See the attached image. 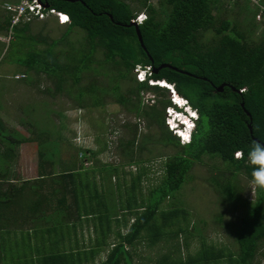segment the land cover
<instances>
[{"label": "trees", "instance_id": "trees-1", "mask_svg": "<svg viewBox=\"0 0 264 264\" xmlns=\"http://www.w3.org/2000/svg\"><path fill=\"white\" fill-rule=\"evenodd\" d=\"M48 1L69 12L72 21L66 23L64 34L51 39L28 33L31 22L15 28L20 43L34 41L44 44H31L26 49L23 60L28 67L37 74L54 77L57 89L66 88L74 96V86H81V95L85 93L82 87H93V90L100 89L102 96L103 92H113L115 100L123 104L134 100L132 110L141 115L149 114L158 121L163 128L159 139L173 143L177 148L166 155L160 181L150 185L146 195L141 193L139 196L138 189L148 171L144 165H140L135 172H129L130 182L126 179V169H120L119 165L111 162L100 164L98 176L94 177L95 170L85 167L78 149L69 144L65 148L66 155L61 152L63 146L60 150L58 141L65 136L60 129L54 136H48L54 137L53 146L44 143L36 134L31 137L25 134L17 136L14 132L3 135L5 137L1 135L0 144L4 146L0 152V264H31L37 260L38 264H58L68 260L73 252L54 248L60 237L66 234L63 223L58 224L66 216L78 222L83 220V213H98L100 222L95 224V230L100 231L103 238H97V242L104 244L114 219L110 212L118 210L123 212L116 217L120 223L128 224L127 210L135 217L128 232L109 252L106 260H111L112 264L133 260L132 251L126 247L128 243L135 245L147 241L153 245L161 240L172 242V245L157 256L160 263L234 260L233 264H254L260 242L264 240V192L257 190L254 200L245 198L239 177L244 175L252 179V168L247 163L249 147L254 141L264 144V13L261 37L256 40L252 38L253 29L250 26H246L249 28L248 34L231 18H218L214 9L221 7L222 0H166L168 3L163 16H157L156 5L145 0L147 17L139 22L143 45L136 25L130 24L136 15V8L126 0ZM258 5L260 10L264 0ZM248 7L251 12L258 11V7ZM218 19L219 24L216 22ZM3 21L0 27L7 30L9 15L6 14ZM250 24L255 27L253 18ZM75 25L86 30L85 39L88 38V41L72 49L66 55L67 59L63 60L56 46ZM208 30L213 31L214 35L211 41L204 42L201 35ZM99 47H103L105 61L118 66L117 73L110 74L108 86H91L93 83L81 85L82 73L93 67V56ZM163 61H171L178 67L169 64L159 66ZM138 63L159 66L158 70H152L153 76L174 82L177 91L186 95L197 109L199 117L191 143L182 145L166 122L165 106L172 102L170 94L167 95L168 86L132 76L135 85L128 92L120 89V79L132 75ZM222 82L226 84L220 91L216 86ZM142 88H152L158 95H163L159 97L164 103L163 108L145 107L140 94ZM76 97L79 102L86 98ZM94 101L101 103L102 100L98 95ZM246 108L251 112L252 119ZM1 123L4 128L9 127L3 120ZM183 133L187 134L185 131ZM33 138L38 140V174L17 184L15 179L20 177V173L14 166L17 164L19 146ZM135 143L136 137L128 144ZM127 148L130 161L139 162V157L134 158L133 147L127 145ZM83 150L84 155L87 152L93 155L97 153L91 147ZM238 150L242 151L239 158L235 155ZM57 154L60 168L56 170ZM205 155L219 157L224 164L218 166V172L212 174L210 180L221 193V200L238 212L237 221H233L234 227H230L234 229L238 250L226 248L224 243L220 246L213 239L209 241L199 229V246L183 258L172 252L181 246L179 234L192 231L183 223L190 213L186 207L176 205V192L191 177L194 162L202 161ZM123 173L125 178L121 181L119 178ZM167 198L176 203L162 205ZM216 217L221 219V213ZM100 225L101 229L98 230ZM195 228L199 227L196 225ZM26 230L29 233L28 242ZM118 233L121 235L120 231ZM49 237L51 239L48 241ZM12 239L14 243L9 244ZM184 243L186 246L191 244L189 236H184Z\"/></svg>", "mask_w": 264, "mask_h": 264}, {"label": "rangeland", "instance_id": "rangeland-1", "mask_svg": "<svg viewBox=\"0 0 264 264\" xmlns=\"http://www.w3.org/2000/svg\"><path fill=\"white\" fill-rule=\"evenodd\" d=\"M126 1L136 8V15L141 12L142 16L145 17L147 15L148 9L145 6V0ZM260 1L222 0L221 7L215 8L214 12L218 15L219 19L228 17L233 22L236 21L241 29H246L248 34L250 33L248 29L252 28V38L258 40L261 37L262 30V21L259 18L262 12L259 10L258 5ZM4 2L5 0H0V24L4 22L3 20L6 16ZM148 2L156 5L157 16L165 14L164 9H166L168 3L166 0H148ZM248 5L252 9L258 7V11L252 10L251 12ZM252 18L255 22V27L250 24ZM216 22L219 24L220 20ZM66 28L67 24H61L53 18H48L47 20L32 21L30 29L27 32L38 37L45 36L51 39L53 37H60L64 34ZM7 34L6 29L0 27V37ZM13 35L14 37L9 43L0 38V123L3 120L10 129L15 130L12 131L8 129L9 127L4 128L1 123L0 136L5 137L8 135L7 133L13 132L17 136L25 134L31 137L36 134V136L39 135L44 143H51L50 145L53 146L54 137L50 138L48 136H54L57 130L60 129L66 138L58 141L60 150L61 146H63L61 152L66 155L65 148L69 147V144L78 149L79 157L82 158L81 160H83L85 167L91 169V171L95 170L94 177L98 176L100 164L106 162L117 164L120 166V169H126V179L128 181L131 178L130 171L135 172L140 165L146 166L148 170L147 175L144 177L140 189H138L139 196H141V193L146 195L150 185L158 183L162 178L166 155L177 148L173 143H165L159 139L163 130L160 123L149 114L141 115L132 110V101L134 100L126 104L116 101L113 92H103L102 96L100 89L97 91L93 90V87L92 89L82 87L85 93L81 95V86L77 85L78 87L74 86V96L66 88L57 89L54 77H50L44 73H35L23 60L26 57V49L31 44L37 46L44 44L34 41L20 43L17 37V29L14 30ZM213 35V31L208 30L201 35V39L204 42H209ZM85 36L86 30L81 26L75 25L72 27L67 37L56 46V49L60 51L61 58L66 60V55L72 49L75 50L81 43L87 42L88 38L85 39ZM102 48L99 47L93 56V67L84 70L82 73L81 85L87 86L93 83L91 86H97V84L108 86L111 82L110 74L112 72L117 73L118 66H115L112 62L105 61V53ZM135 73L136 71L133 70L132 75L130 74L128 77L120 79V89L122 91L128 92L129 88L135 85L134 79L131 78L132 76L136 77ZM140 94L145 107L149 109L154 106L163 108L164 103L162 100H159V97L163 95H158L154 89L142 88ZM169 94H171L170 89L167 92V95ZM98 95L102 101L101 103H94V98ZM76 96L86 98L83 102H79ZM176 113L178 114L180 111ZM169 119L172 122H177L171 116ZM18 124L20 126H17ZM134 137L137 138V143L134 145L128 144ZM32 140L36 141L35 145H32L33 149L29 143L30 141L24 142L19 146L17 161H19L18 167H22L23 172L22 174L20 173L19 180L16 182L17 184H21L24 179L35 177L38 174V140L34 138ZM127 145H129V148L133 147L135 150L134 158L137 159L139 157V162L130 161L129 155L126 152L128 149ZM3 146L0 144V152ZM86 147L94 148L97 150V153L93 155L87 152L84 155L83 148ZM52 149L54 148L52 147ZM59 159V154H57L55 160L56 170L60 168ZM14 160L16 159L14 158ZM218 166H224L221 158H212L210 155H205L202 161L194 162L190 170L191 177L176 192V205L186 207L190 213L186 219H183V223L188 225V230L192 232L183 231L179 234L181 246L179 249L178 247H174L175 249L172 254H178V256L184 258L189 252H194L201 242L199 229H201L202 235L206 234V238H209V241L213 239L220 246L224 243L226 248L233 251L238 250V242L233 232L234 229H230V227H234V222L237 221L236 216L238 212L233 211L232 205H229L225 200H221V193L210 180V176L218 172ZM124 178L123 173L119 179L123 181ZM251 180L244 175H240L239 177L243 196L254 200L257 191H255L254 195L252 194ZM169 199H165L162 205L167 206V204L176 203L172 200H170V203ZM220 213L221 219L216 217ZM52 219L53 221L55 220L54 218ZM29 222L31 223V221ZM61 222L64 228H66L65 220L58 222V224H61ZM30 223L28 224L30 225ZM196 225L199 227L198 229L195 228ZM31 233L35 235L33 231ZM25 234L28 242L29 233H27V230ZM39 235L44 236L43 234ZM184 236H189L191 243L189 246L185 245ZM12 243H14V239L9 244ZM171 245L172 242L161 240V242L159 241L151 248H146L147 251L144 252V255L146 259L148 256H151L149 258L154 260ZM134 260H138V264L141 262L139 260L142 259L137 255ZM254 260L264 262V240L260 242V247Z\"/></svg>", "mask_w": 264, "mask_h": 264}, {"label": "crops", "instance_id": "crops-1", "mask_svg": "<svg viewBox=\"0 0 264 264\" xmlns=\"http://www.w3.org/2000/svg\"><path fill=\"white\" fill-rule=\"evenodd\" d=\"M6 10V9H5ZM7 15L8 11H5ZM17 126H20L19 124ZM22 126V125H21ZM29 142V141H28ZM32 149L35 145L36 141L32 140L29 142ZM20 160V159H19ZM19 161H17V164L14 166L15 169L18 170V173L22 174V167H18ZM16 182H18L19 179H15ZM127 210V209H126ZM127 216L129 217V222L127 225L120 223L116 220V217L123 214L121 210L118 211H112L111 216H113L114 219H112L111 222V229L107 232L108 236L106 237V243L99 244L97 241V238H103V235L100 233V231L95 230V224H99L100 218L98 217V213H83L81 217H83V220L81 221H73L69 217H65L66 221V234L64 237H60V241L54 245L55 249H61L68 253L73 252L74 254L70 255V258L67 260L65 259L63 262H60L58 264H112L111 260H106L108 258L109 252L113 249L115 246V243L118 242V240L121 238V236H125V234L128 232L130 223L133 221V218L135 217L134 214H131L128 210ZM132 219V220H131ZM75 222V223H74ZM105 227V226H104ZM101 229V225L98 227V230ZM121 232V235L118 232ZM100 234V235H99ZM122 236V237H123ZM67 237V239H66ZM54 238V237H53ZM48 241L51 239L50 237L47 238ZM158 243V242H157ZM154 245V244H153ZM153 245H149L147 241H141L136 243L135 245H131L128 243L126 247L131 250L133 260H121L119 264H137L138 260H134L135 256H140L142 260L138 264H165L160 263L161 261H158L160 259H157V257L154 260H151V256H148L146 259L144 252H146V248H151ZM148 253V252H147ZM142 254V255H141ZM145 258H144V257ZM75 258V260H73ZM234 260H214L209 262H194V260L187 261V264H233ZM113 262V260H112ZM39 261H32V264H38ZM254 264H264V262H261L259 260H254Z\"/></svg>", "mask_w": 264, "mask_h": 264}, {"label": "clouds", "instance_id": "clouds-1", "mask_svg": "<svg viewBox=\"0 0 264 264\" xmlns=\"http://www.w3.org/2000/svg\"><path fill=\"white\" fill-rule=\"evenodd\" d=\"M146 17L147 15L144 17V19ZM153 70H154V66H153ZM152 73L153 71L152 72L147 71V75L143 79H147L148 82L152 84L158 83L164 86H168L169 89L171 90L170 96L172 97V102L166 104V116H165V119L167 118L166 122L168 123L169 127L173 130V132L177 134L179 139H180V135L178 132L179 129L181 131L187 132V134L183 135L180 139L182 145L191 143L192 133L196 127V120L199 117V113L197 109L191 105L186 95L181 94L179 91H177V88L175 87V84H173L172 81L168 80L165 77H155L153 76ZM150 77L154 78L155 80H150ZM157 78L161 80H158ZM162 82H167V84ZM172 86L174 88H172ZM173 90H176V92L182 95L183 96L181 97L182 99L180 98L174 99V95L172 92ZM185 97H187V99ZM169 106L173 107L171 112H169ZM177 111H180V113L177 114L176 113ZM170 116L173 117V119H176L177 122H172L169 119ZM173 124H177L176 125L178 126L176 127L178 128L177 130H174ZM235 155L237 158H239L241 154L237 152L235 153ZM247 163L252 168V173H251L252 194L254 195L255 191L257 190L264 192V144L254 141L250 145L249 151L247 153Z\"/></svg>", "mask_w": 264, "mask_h": 264}, {"label": "built area", "instance_id": "built-area-1", "mask_svg": "<svg viewBox=\"0 0 264 264\" xmlns=\"http://www.w3.org/2000/svg\"><path fill=\"white\" fill-rule=\"evenodd\" d=\"M4 6L9 14V26L7 28V35H1V39L6 42H10V40L14 37V30L18 25L24 24L26 22H32L34 20H47L48 18H53L55 21H59L61 24L70 23L72 21V17L69 12L52 5L48 0H5ZM261 14L259 18H262L264 13V5L260 7ZM146 16V15H145ZM66 17V19H64ZM137 21H142L144 16L141 13H137L133 18ZM153 66L151 63L147 65H142L138 63L134 67V71H136L137 79L141 80L147 75L148 72H152ZM158 80H161L157 78ZM150 80H155L150 77ZM174 84V82H173ZM172 88H174L172 86ZM174 99L183 97L176 90H173ZM176 95V96H175ZM187 99V97H185ZM171 106H169V112L172 111ZM180 139L183 135H185L180 129L178 130ZM242 154L241 150L236 151ZM241 156V155H240Z\"/></svg>", "mask_w": 264, "mask_h": 264}, {"label": "water", "instance_id": "water-1", "mask_svg": "<svg viewBox=\"0 0 264 264\" xmlns=\"http://www.w3.org/2000/svg\"><path fill=\"white\" fill-rule=\"evenodd\" d=\"M111 16H112V14H111ZM130 24H132V25L135 24V25H136V28H137V32H138V35H139L140 41H141V43H142L143 45H145V43H144V38H143V35H142V32H141V29H140L139 22H138L137 20H135V19H132L131 22H130ZM165 64H169V65H172V66H174V67H178L176 64H174V63L171 62V61H163V62L160 63L159 66H162V65H165ZM159 66H158V67H154V70H155V71L158 70V69H159ZM225 84H226V82H222L221 84L217 85L216 88H217L218 90L222 91V90L224 89ZM242 104H243V106H244V102H242ZM246 110H247L248 114L250 115V117H251V119H252V114H251V112H250L247 108H246ZM249 126H250V128H251V131L253 132V125H252L251 122H250Z\"/></svg>", "mask_w": 264, "mask_h": 264}, {"label": "snow or ice", "instance_id": "snow-or-ice-1", "mask_svg": "<svg viewBox=\"0 0 264 264\" xmlns=\"http://www.w3.org/2000/svg\"><path fill=\"white\" fill-rule=\"evenodd\" d=\"M64 19H66V17Z\"/></svg>", "mask_w": 264, "mask_h": 264}]
</instances>
